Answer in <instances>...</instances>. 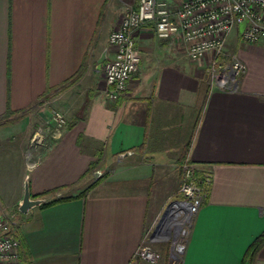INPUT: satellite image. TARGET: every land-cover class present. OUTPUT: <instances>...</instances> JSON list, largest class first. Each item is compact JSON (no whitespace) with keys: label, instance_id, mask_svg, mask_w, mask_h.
Returning <instances> with one entry per match:
<instances>
[{"label":"crops","instance_id":"0c3cea01","mask_svg":"<svg viewBox=\"0 0 264 264\" xmlns=\"http://www.w3.org/2000/svg\"><path fill=\"white\" fill-rule=\"evenodd\" d=\"M163 1L176 8L184 0ZM136 7L137 0H0V142L32 150L0 212L15 216L28 264H174L170 205L180 198L187 157L211 182L175 264H243L264 233V42L235 36L233 54L246 70L235 89H222L211 83L208 60L193 61L177 34L161 38L148 23L135 40L139 70L112 101L109 36ZM54 109L66 118L60 132ZM27 178L31 195L51 191L39 197L46 201L98 183L82 198L23 213ZM146 243L158 261L136 256ZM255 264H264V244Z\"/></svg>","mask_w":264,"mask_h":264},{"label":"built area","instance_id":"2783aa9c","mask_svg":"<svg viewBox=\"0 0 264 264\" xmlns=\"http://www.w3.org/2000/svg\"><path fill=\"white\" fill-rule=\"evenodd\" d=\"M148 23L161 38L177 34L183 41L193 61L208 60L211 83L222 89H235L246 65L236 55H224L228 38L237 28L245 44L264 42V0H184L170 8L163 0H137V7L127 10L109 36L114 56L104 63L106 83L111 87L109 98L115 101L128 87L130 79L138 72L140 57L135 49L138 34ZM226 61V62H225ZM51 120L59 128L66 124L60 111H54ZM180 198L171 205V222L176 233L184 230L199 211L211 175L199 178L187 157L182 163ZM136 256L155 262L159 253L143 244ZM0 264H28L23 260L20 241L11 227V221L0 212Z\"/></svg>","mask_w":264,"mask_h":264},{"label":"rangeland","instance_id":"374dc122","mask_svg":"<svg viewBox=\"0 0 264 264\" xmlns=\"http://www.w3.org/2000/svg\"><path fill=\"white\" fill-rule=\"evenodd\" d=\"M167 1L170 2V0ZM176 1L181 2V0H176ZM236 35H238L237 28H235L231 32L228 38L229 42L227 41V45L224 51V55L227 56L225 60L229 59L232 55H235L233 54L234 47L232 42ZM54 111H59V110L54 109L53 111H51V115ZM41 141L42 138L40 139L39 136L33 139L34 143H38ZM24 148L25 147L23 145L19 146L18 143L14 141L7 142L6 144L5 142L4 143L0 142V207L2 206V208L10 206L15 195V188L18 183L19 177L23 172L24 166L27 164L28 157H31L32 150H28L27 152L24 153ZM1 214H3L5 217L9 219L15 218V216H11V215L9 216L8 213H5L4 211H1ZM187 234H188V227H185L183 231L179 233L174 232L171 235L170 239L172 243V250L170 251L169 259L174 264L178 262L177 258L181 256V251L186 242ZM159 259H160V255L156 261H158Z\"/></svg>","mask_w":264,"mask_h":264},{"label":"trees","instance_id":"16d2710c","mask_svg":"<svg viewBox=\"0 0 264 264\" xmlns=\"http://www.w3.org/2000/svg\"><path fill=\"white\" fill-rule=\"evenodd\" d=\"M68 82V81H67ZM67 82L59 85L58 87H56V90H59L62 86H66ZM54 89V90H55ZM12 113V111H8L7 116L10 115ZM8 119H6L5 122H3V124H6L8 121ZM72 124V123H71ZM94 169V166H91V168L89 169L90 171H92ZM98 183V180L92 182L84 191H82L81 193L77 194V195H68V196H61L59 198L50 200V201H46L44 203L41 204L42 207H46L49 205H53L56 204L58 202H63V201H68V200H72V199H76V198H82L84 197L87 192L95 185ZM51 191H46L44 193L38 194V195H32V197L34 198H39L41 196H45L46 194L50 193ZM11 227L14 228V225H12L11 223ZM12 228V230H13ZM18 237V236H17ZM19 238V237H18ZM20 243L22 244V239L19 238ZM264 244V233L261 234L259 237H257L254 242L251 244V246L248 248L245 257L243 259V264H255V260L257 258V254L258 251L260 250L261 246ZM22 255H24V250L21 252Z\"/></svg>","mask_w":264,"mask_h":264},{"label":"water","instance_id":"95a60500","mask_svg":"<svg viewBox=\"0 0 264 264\" xmlns=\"http://www.w3.org/2000/svg\"><path fill=\"white\" fill-rule=\"evenodd\" d=\"M104 59L99 60V64L101 65L103 63ZM99 65V66H100ZM46 199L44 198H33L31 195V190L29 187V181L28 178L25 180V185H24V196L23 199L19 203V210L23 213H26L29 211V209L41 205L44 203Z\"/></svg>","mask_w":264,"mask_h":264}]
</instances>
